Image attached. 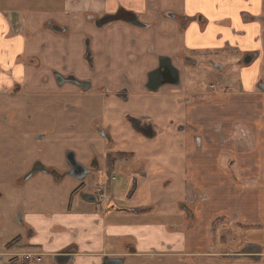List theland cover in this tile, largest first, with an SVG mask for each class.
<instances>
[{
  "label": "rangeland",
  "instance_id": "obj_1",
  "mask_svg": "<svg viewBox=\"0 0 264 264\" xmlns=\"http://www.w3.org/2000/svg\"><path fill=\"white\" fill-rule=\"evenodd\" d=\"M35 3L34 1L32 6ZM29 4V0H24L21 6L27 8ZM175 17L177 19L174 22L175 26L167 27L165 32L172 33L175 30L173 37L176 36L177 38L176 32L179 30L180 22L179 16ZM168 19L171 20V18ZM155 26L147 30L148 32L136 34L140 37L141 43L144 44L140 48L141 55L137 52H131L141 56L140 61L134 65L126 63L128 54L126 56L119 55V53L117 55L107 54V56L104 54L102 58L95 59L96 68L91 69L84 59L83 43H79V45L81 44L80 47H83V53L79 56V60L74 63L70 61L66 63L69 66L68 71L60 69L65 66V63L61 64L60 61L46 65L37 56L21 58V63L32 67L33 71L28 72L29 77L22 83L9 90L0 91V192L5 195L4 199L0 200V216L14 212V205L18 202L34 207L38 205L37 201L39 200L56 209L57 206L61 207L60 204L69 199L71 193H75V198H79L78 193L89 192V190L96 192L101 188L108 198L112 197L118 206L124 208L161 205V208H158V214L155 217L152 216L149 222L163 223L164 225L174 224L178 227L183 220L181 231L185 229L186 232L189 226L195 225L196 214L205 207L204 204L208 201L206 191H204V176H200L201 172L213 168L219 173L215 174L218 183H223V187L228 183L229 185L226 187L228 190L232 189V185H234L233 187L244 188L247 179L253 176L256 178L259 176L258 174L263 177L264 94L257 89L253 95L243 94L244 84L242 74L238 70L240 58L238 54L229 49L212 53L205 52L204 54L194 53L192 56L193 60L195 59V64H186L183 61L185 53L177 51L179 50L178 45L174 43L177 39L169 40L160 35ZM128 31L130 32L128 26L117 24L110 25L104 30H97L94 34L99 35V43H102L100 46H104L106 49H114L115 43H119L120 47H123V43L128 44V39L131 37ZM69 33L66 31L61 36L67 37L70 35ZM157 33L160 45L158 47L155 45L154 51L148 52L150 46L148 42ZM25 34L28 35V32ZM120 34L124 38H120ZM116 35L120 38L119 40L115 39ZM95 38L96 36H94V40ZM145 41L148 45L145 44ZM70 46L74 50L78 48L76 42L75 46L71 44ZM128 48L134 49V45ZM120 51H124V49ZM160 54L170 55L169 57L178 66L181 73L180 85L178 87H165L157 95H153V99L150 98L151 101H148V97L151 95L149 93H144V95L138 91V88L144 90L142 84L145 80V74L155 68L156 57ZM109 61L112 62L108 64ZM214 64L218 65L220 69H216ZM113 70H120L124 73V80H126L124 83L129 85L131 91H138V96H131L128 103L117 104L115 112L108 111V118L113 120L116 114L127 112L137 114L138 117L141 116L142 118L146 115L155 122V130L158 135L156 139L147 141L131 131L122 120L116 119L117 122L113 120L114 125L119 122L125 128L119 135H125L124 138L129 139V144L133 146L129 149L120 147L122 151L125 149L126 152L125 156L119 160L135 162L142 159L141 154H146L145 158L148 160V165L143 166L142 169H146L148 177L145 179L138 178L134 185L133 176L122 170V167L126 166L124 165L116 166L110 174H106V177H114V181L111 180L110 183L103 184L101 182L102 177H100L98 186L95 188L93 185L86 186L89 178L82 187H78L76 181L71 178H67L61 186L46 185L43 179L38 178L30 181L25 188L13 191L10 185H7L9 181L6 177L13 172L11 167H17L20 172L32 160V153L29 152L32 148L30 140L33 139L32 134L34 133L32 123L37 130L38 127H47L50 121L51 123L56 121L55 115L61 120L69 118L70 121H73L68 122L66 128L65 125L61 126V124L57 128L55 126L52 140L57 149L59 148L60 151L62 148L64 149L61 146V140H59L62 139L68 144L67 147L77 152L78 160L87 163L91 156L97 152L96 155L101 159V163L104 162V156L107 151L109 152L110 146L101 141L100 138L93 137L92 130L83 123L90 118L97 117L98 114L107 113V110L104 111L103 105L106 102L105 99L95 95L99 99H91L93 103L89 105L86 103L87 105L65 111L62 102L66 101V98L74 99L73 102L75 103H78L80 99L75 96L64 97L56 93L72 91V88L68 85L59 90L55 88L52 74L54 72L69 73L74 71L82 78H91L94 86L104 84L115 89L117 85L115 86L112 81L119 74L112 76ZM107 72L110 73V76L106 75ZM237 74L241 89L238 87L237 80L233 78ZM107 81L110 83L106 84ZM233 82L234 84L230 85ZM262 82L264 83V77H262ZM14 88L17 89L13 90ZM11 92L13 93L10 94ZM47 93H52V95L48 96ZM48 100H51V103L55 105V107H51V110H54L53 113L44 107L36 108L35 103L45 104ZM152 102L154 106L157 105L156 102H159V108L152 106ZM107 104L106 108L114 106L109 105L108 102ZM6 108L17 110V129L2 124L5 118L8 119L5 121L6 123L10 124L11 122L10 116L2 113L7 111ZM9 109L8 111H10ZM173 121L174 124H172ZM72 123L79 125L69 126ZM178 125H180V129L176 130ZM183 129H185V133ZM2 135H9V137L3 139ZM195 138L197 140L196 145L194 143ZM198 142H200V146H198ZM113 149L116 150L117 147ZM128 153H132L133 156ZM211 154L212 162H208ZM47 159L49 162L60 164L63 161V154L54 148V150H49ZM179 202L186 207V212L183 211V208H178ZM29 205L25 207L28 208ZM183 214L186 216L185 219H181ZM6 217H4L5 221L3 222L5 225H7ZM94 217L96 221L101 217L97 207ZM111 224H113L111 221H102L104 227ZM241 226L239 223L232 222L227 216H220L210 224V235L215 247L213 252L220 255V260L235 258L233 255L239 254L241 251L244 246L243 237L237 235V229ZM248 234L246 233V236ZM10 239L11 233L9 231L0 234V246ZM157 263L160 262L150 258L144 264Z\"/></svg>",
  "mask_w": 264,
  "mask_h": 264
},
{
  "label": "crops",
  "instance_id": "obj_2",
  "mask_svg": "<svg viewBox=\"0 0 264 264\" xmlns=\"http://www.w3.org/2000/svg\"><path fill=\"white\" fill-rule=\"evenodd\" d=\"M22 1L0 0V91L29 77L28 72L33 68L21 63V58L26 56H37L46 65L60 61L65 63L60 69L68 71L66 63L79 60L83 53L80 45L86 38L91 39V50L96 58L101 52L106 56L117 53L126 56L133 54L131 52L141 55L144 43L138 36L134 49L124 43L123 47L115 43L114 49H106L100 46L99 35L94 34L96 18L114 15L120 10L137 15L144 24L156 23L160 35L169 40L176 38L173 37L175 30L165 31L175 26V20L165 18L164 13L168 11L183 17L185 20L178 26L174 42L181 53L228 49L240 55L256 53L258 56L252 64L242 68L245 95L255 94L256 83L264 77V0H34L33 6L34 1L29 0L27 8L21 6ZM51 24L65 30H54ZM117 24L124 23L113 25ZM129 30L131 34L144 32L131 27ZM66 31L70 35L61 36ZM158 36L157 33L148 44L154 42L158 47ZM120 38H124L122 34ZM120 38L115 36V39ZM75 42L76 50L70 46H75ZM145 44L148 45L146 41ZM122 49L124 51H120ZM209 156L208 162H212V154ZM215 174L219 173L213 168L200 173L204 176L208 201L196 214L195 225L189 226L186 232L174 224L149 222L152 216L127 212H106L96 221L94 215L81 207L66 210L64 214L53 211L49 221L52 227L58 224L76 231L75 235L52 233L53 250L74 243L78 250L74 264H100L103 257L122 258L123 264H144L150 258L160 262L157 264H264V175L247 179L244 188L232 185L228 190L229 184L223 187ZM220 216L242 225L237 235L242 236L244 242L239 254L225 261L213 252L215 247L209 230L210 224ZM36 219L28 216L29 222L40 229ZM103 220L113 224L104 227ZM246 233L249 234L246 236Z\"/></svg>",
  "mask_w": 264,
  "mask_h": 264
},
{
  "label": "flooded vegetation",
  "instance_id": "obj_3",
  "mask_svg": "<svg viewBox=\"0 0 264 264\" xmlns=\"http://www.w3.org/2000/svg\"><path fill=\"white\" fill-rule=\"evenodd\" d=\"M164 16L171 18L172 20H177L175 16H178L175 13L172 12H166L164 13ZM180 18V19H179ZM179 19V26L183 25V20H185L183 17H178ZM98 21V23H96ZM141 26L134 25V22H137ZM116 23H124L131 27L132 29L136 31H147L149 29H152L154 24H144L140 21L139 17L135 14L126 12L124 10L118 11L114 15H103L100 18H96L94 21V27L96 30H104L110 25L116 24ZM53 29L55 30H65L62 27H58L54 24H51ZM131 37L128 39V44L127 46L130 47L132 45L137 46L138 45V37L136 34H131ZM133 43V44H132ZM84 59L88 66L91 69L96 68V61L95 59L102 58L104 56L103 52H101L96 58L94 54L92 53V42L90 38H86L84 43ZM154 46L155 43L152 42L148 48V52H153L154 51ZM204 54L205 52H199ZM193 53H185L183 57V61L186 64H195V59L193 60ZM238 57L239 58V63H238V70L240 73H242V68L250 66L254 59L258 56H255L256 53H245L243 55H240L239 53ZM159 57H168L172 65L177 68L179 72V84L178 85H171V84H164L161 86L157 91L153 92L150 91L146 87L147 83V74L150 71H153L157 68L158 66V58ZM246 57H251V60L248 64L244 63V59ZM156 66L150 71H147L145 74V80L144 83L142 84L143 91L141 88L138 91H141L143 94H150L148 97V101H151L150 98L153 99V95H157L161 91V89L165 87H178L180 85L181 81V73L178 68V66L175 64L174 60L167 56V55H157L156 57ZM106 59V58H105ZM141 56L139 55H134L130 54L127 57L126 63L129 65H134V63H137L140 61ZM108 60H111L108 58ZM112 61H109L108 64H110ZM216 69H220L218 65H215ZM95 71V70H94ZM119 71V72H118ZM54 72L53 79L55 83V88L62 89L65 85H68L72 88V91H59L56 92L60 96L64 97H79L80 101L78 103L73 102L74 99L72 98H66V101L62 102L63 110L69 111L72 110L73 108H78L79 106H84V105H89L90 103H93L91 99L98 98L95 95H98L105 99V104L104 105V111L107 110V113L104 115L98 114L97 117L95 118H90L88 121H85L83 125L88 126V129L92 130L93 137H98L101 139V141L107 143L110 148L109 152L107 151L105 156H104V162L101 163V159L97 157L96 153L91 156L90 160L85 163L83 161H80L77 159V152L74 150H71L70 147H67L68 144L64 142V140H61V146L64 147L60 151V149L55 147L56 144H54V141L52 140L53 137V131L56 126L61 124L65 125V128L68 126V122H73L70 121L69 118L65 119H60L57 118L58 116L55 115V122L51 121L48 123L47 127L45 126L44 128L38 127V130L35 129V125L32 123L34 126V133L32 134V138L30 140V143L32 145V148L29 150L30 153H32V160L30 164L23 170L20 171L18 170L17 167H11L13 169V172L6 177V179L9 181L7 185L13 189V191H18L20 189L25 188V186L30 182L34 181L38 178H41L44 180V183L46 185L54 184L56 186H61L65 183V180L67 178H71L76 181L78 184V187H82L85 185L86 180L89 178L88 182L86 183V186L93 185L94 188L98 186L97 184L99 183V178L102 177V183H110V181H114V177H106V174H110L112 169H114L116 166H124L122 167V170L127 172L128 174H131L134 179V185L135 181L139 179H145L148 177L146 169H142L143 166L148 165V160L145 158L146 154H141L140 157L142 159L137 160L135 162L128 161L126 162L125 160L120 161L119 159L123 156H125V149H129L133 147L132 145L129 144V139L127 140L124 138L125 135H119L120 132L124 131V127L118 122L116 125H114L113 120H122L127 127L130 128L131 131L135 132L136 135H140L143 139L149 141V140H154L156 139L158 132L155 130V122L152 118H149L148 116L144 115V118L141 116L138 117L139 115H135L134 113L130 114L127 112L121 113V114H116L114 119H109L107 114L108 111H113L115 112V108L117 107V104L120 103H128L130 101L131 96H138V91L134 92L131 91L129 88V85L124 83L126 80H124V73L120 72V70H113L112 71V76L114 74H119L118 76L116 75L115 80L112 82L117 85L115 89L109 88V85H98L94 86L93 81L89 77H80L78 73L71 71L69 73H62L59 72L60 76L56 77L57 80L54 78ZM106 75L110 76V73L107 72ZM237 80L238 87L241 86L239 84L238 80V74L233 76ZM110 81H107L106 84H109ZM233 83H230V85H233ZM256 89L261 90V87L264 86V83L262 82V79H259L258 82L256 83ZM14 87V86H13ZM12 88V87H11ZM10 88V89H11ZM17 88H14L15 90ZM9 90V89H8ZM11 92L10 94H12ZM16 93V92H15ZM263 93V92H262ZM17 94V93H16ZM264 94V93H263ZM47 95H52V93H47ZM145 95V94H144ZM99 99V98H98ZM114 105V106H109L106 108L108 105ZM113 102V103H112ZM87 103V104H86ZM157 105L154 106V103L152 102V106L158 107L159 108V102H156ZM36 108L39 107H44L47 109L50 113H53L54 110H51V107L55 105L51 103V100H48L47 103H35ZM58 110V107H56ZM7 111L9 108H6ZM4 109V110H6ZM3 110V111H4ZM10 111H5L2 113H6L7 115L10 116V124L6 123L5 121L8 120L7 118L4 119V122L2 123L3 125L8 126H13L15 129L18 126L17 124V110L16 109H9ZM62 113V112H61ZM105 118V120H104ZM87 120V119H86ZM106 121V122H105ZM175 121V120H174ZM174 121L172 124H174ZM105 122V123H104ZM117 122V120H116ZM104 124V125H103ZM79 124H69V126H77ZM81 126V125H80ZM178 125L176 127V130L180 129ZM82 127V126H81ZM185 127V126H183ZM56 130V129H55ZM185 129H183L184 131ZM156 132V133H155ZM179 132V131H177ZM186 131H184L185 133ZM3 139L8 138L9 135L3 136ZM58 141V140H57ZM196 138L194 139V143L196 145ZM116 143H119L118 145ZM200 142H198V146ZM66 145V146H65ZM54 146V147H53ZM37 147H40V149H37ZM116 148L114 150L113 148ZM124 151H122L121 148ZM127 147V148H126ZM55 150L57 152H61L63 154V161L62 163H52L49 162L47 159V154L49 150ZM112 148V149H111ZM131 152V151H129ZM68 154L73 158V160L78 163L77 167H74L73 164H70L69 159H68ZM127 154V153H126ZM131 154L132 153H128ZM106 159V161H105ZM115 159V160H113ZM118 163H117V162ZM114 163V164H112ZM117 163V164H116ZM153 177V174H152ZM102 191L101 188H99L96 192L94 190H89V192H81L79 194V198H75V193H71L69 199L65 202L60 204L61 207H56V209H53V207L50 204L43 203L42 201H37V206H30L26 208L25 206H28L27 204L24 203H16L14 205V212H11L10 214L1 215L0 216V234L3 232H10L11 233V239L2 244L0 246V264H74L75 260L77 258L76 255H78V250L77 246L72 243L70 245H61L59 246L58 251L53 250V241L54 238L52 237V233H60L63 234L64 232H71L73 235H75L76 231L74 230H67L65 227L62 225H50L49 221L52 218V213L55 211V213L58 214H64L66 210H79L81 207L86 208V211L90 212V215H94L95 213V208L97 207L99 209L100 215H105L106 212H127V213H135V214H140V215H148V216H156L159 212L158 208H161V205H147V206H142L138 208H124L121 206H118L112 197L108 198L105 194V198L103 200H99L97 198V193L99 191ZM103 192V191H102ZM5 195L0 192V200H3ZM193 199V198H192ZM178 208L181 207L185 211L186 207L182 203H178ZM144 209V210H142ZM186 212V211H185ZM183 212V213H185ZM184 215V214H183ZM9 218H7V217ZM28 216H32L34 218H37L39 225L41 226L40 229L35 227L32 223L29 222ZM4 217L7 219V225H5L3 222ZM182 217V216H181ZM186 216L184 215L183 218L185 219ZM9 220V221H8ZM183 221V220H182ZM181 221V222H182ZM180 222L178 225L179 227H183V224ZM2 223V224H1ZM2 228V229H1ZM12 243V244H11ZM58 244V243H56ZM58 247V246H57ZM119 259V258H109V257H103L102 261L100 264H104L105 259ZM122 259V258H120ZM122 264H123V259H122Z\"/></svg>",
  "mask_w": 264,
  "mask_h": 264
},
{
  "label": "water",
  "instance_id": "obj_4",
  "mask_svg": "<svg viewBox=\"0 0 264 264\" xmlns=\"http://www.w3.org/2000/svg\"><path fill=\"white\" fill-rule=\"evenodd\" d=\"M98 23V21L96 22ZM134 25L141 26L138 21L133 23ZM257 56V54H255ZM251 60V57H246L244 59V63L248 64ZM60 76L59 74L55 73L54 78L57 80L56 77ZM164 84H171V85H178L179 84V72L177 68L172 65L171 60L168 57H159L158 58V66L155 70L150 71L147 74V83L146 87L150 91H157L161 86ZM262 92L264 93V86L261 87ZM68 159L70 164H73L74 167L79 165L76 163L71 156L68 154ZM107 261V262H105ZM104 264H122V259H105Z\"/></svg>",
  "mask_w": 264,
  "mask_h": 264
},
{
  "label": "built area",
  "instance_id": "obj_5",
  "mask_svg": "<svg viewBox=\"0 0 264 264\" xmlns=\"http://www.w3.org/2000/svg\"><path fill=\"white\" fill-rule=\"evenodd\" d=\"M97 198L101 201L105 198V195L104 193L100 190L98 193H97Z\"/></svg>",
  "mask_w": 264,
  "mask_h": 264
}]
</instances>
